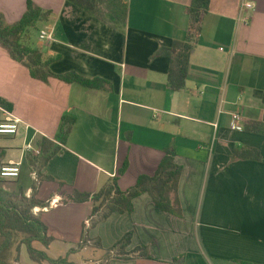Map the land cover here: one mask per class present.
I'll return each mask as SVG.
<instances>
[{"label": "crops", "instance_id": "obj_1", "mask_svg": "<svg viewBox=\"0 0 264 264\" xmlns=\"http://www.w3.org/2000/svg\"><path fill=\"white\" fill-rule=\"evenodd\" d=\"M28 1L0 0V14L13 24ZM32 1L51 12L28 41L46 58L61 56L51 69L108 82L104 89L57 77L43 82L0 44V97L13 104L12 111L0 106V121L20 126L15 135L0 134V168L21 163L18 177L0 176L14 184L0 186L1 200L11 194L40 203L35 214L59 238L42 250L49 254L59 245L68 254L74 248L71 262L87 252L88 259L73 263L98 264L133 231L126 248L131 258L106 264H264V134L246 129L264 123V0L210 1L178 91L168 86L172 60L162 51L189 38L191 0H123L129 6L122 31L68 0ZM46 27L54 33L49 42L39 36ZM236 112L243 115L242 130L231 127ZM63 116L75 119L65 144L55 139ZM43 138L61 148L46 164ZM172 145L183 166L182 215L160 210L144 193L131 214L114 213L89 228L90 243L100 239V248L78 249L93 203H64L63 194L72 188L96 193L114 178L122 191L131 189L141 174L156 172ZM140 244L153 259L135 251Z\"/></svg>", "mask_w": 264, "mask_h": 264}, {"label": "trees", "instance_id": "obj_2", "mask_svg": "<svg viewBox=\"0 0 264 264\" xmlns=\"http://www.w3.org/2000/svg\"><path fill=\"white\" fill-rule=\"evenodd\" d=\"M80 7V9L96 15L99 19L110 23L117 30H124L128 18L129 4L123 0H68ZM211 0H191V5L187 8L190 16L189 38L185 41H176L172 49L162 51L171 57V65L169 70L168 86L170 89L178 91L185 87L188 78V69L191 63V57L194 52L195 43L193 38L198 33L202 25L204 14L210 6ZM50 11L43 10L32 0L28 1L27 10L22 18L9 24L6 17L0 14V44L8 50L13 59L23 63L29 70L33 78L48 82L51 77H57L61 81L67 83H78L86 87H94L96 89L106 88L107 81L101 78H87L77 71H69L64 74L55 73L51 69V64L61 56L46 58L43 53L29 45L28 40L31 39V31L38 29L37 22L47 21ZM0 106L9 111L13 110V104L0 97ZM75 122L74 117L63 116L60 124V132L57 133L55 139L61 144H65L72 126ZM246 129L264 134V123L254 121L246 126ZM42 153V164H46L54 155L60 152V147L55 145L53 140L43 138L39 140ZM254 158L260 160V152L253 149ZM238 152V151H237ZM177 154L176 145L167 147L165 154L154 174H141L134 187L126 191H122L118 184V178L110 180L107 185L96 193L80 192L72 188L70 192L63 194L62 202H87L91 201L93 207L90 214V225H84V235L82 243L78 244V249L83 248L90 243L92 238L88 236L89 228H94L99 223L105 221L114 213H129L134 211V200L144 193L151 196L156 206L166 213L181 216L182 205L179 198L178 190L181 172L183 166L175 161ZM238 155V153H237ZM128 161L124 164L120 171L123 174L128 169ZM62 186L65 183H61ZM37 200L31 197H9L0 200V263L4 252L10 251L14 234L16 232L25 234L27 250L32 259L37 262L49 261L52 264H75L69 260L74 248H71L66 257L55 259L51 257L45 250L37 249L33 242H39L45 247L56 239L55 234L51 232L50 227L42 215L33 213V208L39 205ZM134 232L128 231L124 236L107 252V258L104 262L98 264H106L112 258L130 259L131 255L127 251V246L132 243ZM93 241V240H92ZM101 240L97 239L90 243L94 248L101 247ZM135 251L140 252V256L147 259H153L146 244H140ZM134 251V252H135Z\"/></svg>", "mask_w": 264, "mask_h": 264}, {"label": "rangeland", "instance_id": "obj_3", "mask_svg": "<svg viewBox=\"0 0 264 264\" xmlns=\"http://www.w3.org/2000/svg\"><path fill=\"white\" fill-rule=\"evenodd\" d=\"M43 22V20L37 22V27L39 28L40 24ZM38 29H35V34L37 33ZM30 38V37H29ZM27 36V38L25 39V42L28 40H30ZM0 186H4V187H8V188H12V186H14L13 183L10 182V180H6L5 183L0 182ZM11 198V197H20V195H7L6 198ZM5 198V199H6ZM2 199V195H0V200ZM34 213V212H33ZM26 235L16 232L14 234V239L12 241V246L10 248V251L8 252H4L1 261L5 262V264H28L31 263V261H36L34 259L31 258L26 245L23 243V241H25ZM0 241H2V238L0 236ZM34 246L37 247V249H44L45 246L39 242H33ZM110 248V247H109ZM108 248V249H109ZM107 249V250H108ZM106 250V251H107ZM49 254H51L53 257H55V259H59L61 257H66L67 252L65 249V246H59V245H53L50 250L48 251ZM89 253L85 252L82 255H77L75 257H73V262L76 263H81L84 261L85 258L89 257ZM85 257V258H83ZM88 259V258H87ZM2 264V263H0Z\"/></svg>", "mask_w": 264, "mask_h": 264}, {"label": "built area", "instance_id": "obj_4", "mask_svg": "<svg viewBox=\"0 0 264 264\" xmlns=\"http://www.w3.org/2000/svg\"><path fill=\"white\" fill-rule=\"evenodd\" d=\"M248 8H253L254 5L252 3H247ZM39 36L42 39V41L49 42L54 39V33L51 27H46L40 29ZM243 119V115L240 112H236L233 114V119L231 122V127L233 129H243V127L240 124V120ZM20 126H19V120H12V121H0V134L3 135H15L19 132ZM32 148V146H29ZM21 171V163L4 166L3 168H0V176L4 179L6 178H16L20 175ZM33 176L35 179H37V175L34 173ZM57 205L56 201L51 202L52 205ZM42 210L48 209V207L41 208ZM34 213L39 212L40 209L38 207L33 208Z\"/></svg>", "mask_w": 264, "mask_h": 264}]
</instances>
